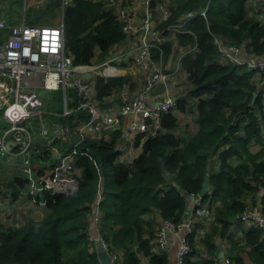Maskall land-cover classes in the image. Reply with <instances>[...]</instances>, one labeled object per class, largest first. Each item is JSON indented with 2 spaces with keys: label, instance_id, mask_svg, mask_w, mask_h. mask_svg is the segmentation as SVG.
<instances>
[{
  "label": "trees",
  "instance_id": "16d2710c",
  "mask_svg": "<svg viewBox=\"0 0 264 264\" xmlns=\"http://www.w3.org/2000/svg\"><path fill=\"white\" fill-rule=\"evenodd\" d=\"M105 1L71 0L64 5L63 0H39V8L25 20L29 24H51L62 12L64 42L73 61L100 62L125 36L114 5L108 6ZM12 2L8 0L0 8L8 23L18 19L11 10ZM162 2L151 0V6ZM252 3L253 0L168 1L170 15L165 24L183 20L190 10L194 12L183 24L188 31L176 32L174 38L183 45L180 49L195 45L181 58L191 86L177 98L176 108L183 112L188 99L195 97V104L189 106L198 112L197 129L176 133L179 120L175 111L169 110L160 118L158 134L141 144L140 135L135 138L138 153L127 162L117 160L123 152L121 146L116 148L121 137L119 129L108 138L80 142L73 159L78 170L75 188L44 190L45 214L39 220L28 218L6 226L0 220V264H99L94 243L87 239L89 214L98 197L101 230L110 246L123 252L124 264H137L141 255L154 264H167V252L152 249L156 223L153 213L180 219L187 210L188 194L198 193L206 175L210 188L201 203L212 208L213 218L209 230L199 238L200 245L195 240L197 230L188 235L190 249L184 254L183 264H215L220 250L230 259L228 264H246L245 260L264 264V232L236 219L246 197L253 201L258 195L264 212V78L256 70L222 59L214 42L217 36L240 44L247 52H264V6ZM178 43H164L163 54L167 56L171 47L176 54ZM159 53L153 50L154 57ZM135 84L129 74L96 76V98L106 101L105 96H116L125 85L131 89ZM52 91L55 99L47 101L44 115L72 129L73 116L59 114L63 105L61 90ZM67 93L69 106L81 99L75 87ZM81 118L87 115L79 113ZM5 125L8 124L0 111V128ZM33 125L35 131L38 122L34 120ZM255 145L258 148L253 150ZM5 158L0 155V167H7L2 162ZM44 172L39 170L40 174ZM27 182L19 169L9 178L0 177V195H9L15 201ZM4 186L7 190H3ZM202 225L203 222L196 224ZM136 245L140 253L135 251Z\"/></svg>",
  "mask_w": 264,
  "mask_h": 264
},
{
  "label": "built area",
  "instance_id": "2783aa9c",
  "mask_svg": "<svg viewBox=\"0 0 264 264\" xmlns=\"http://www.w3.org/2000/svg\"><path fill=\"white\" fill-rule=\"evenodd\" d=\"M70 1L63 0V3ZM168 1L163 0L154 7L151 0H106V5H114L125 36L113 45L108 57L91 63H75L67 52L62 12L51 24H29L24 16L27 0H23L19 22L8 23L0 11V111L8 124L5 129L0 128V155H6L12 164H19L28 180L24 189L33 199L40 196L39 201L45 204L44 190L53 192L73 188L71 182H75L74 175L78 172L73 164L74 154L83 140L108 138L112 131L119 129L121 137L116 147L121 146L123 152L117 160L127 162L138 153L134 146L135 138L140 135L138 143L141 144L158 134L160 118L169 110L175 111L179 120L176 133L191 126L197 129L198 112L189 106L195 104L196 98L188 99L183 112L176 108L177 98L185 95L191 86L186 70L181 67V58L195 45L180 49L183 45L174 38L176 32L187 30L183 24L194 12L190 10L183 20L165 24L170 15ZM2 2L6 4L8 0L0 1V8L5 5ZM253 5L264 6V0H253ZM172 41L178 43L177 53L173 54L171 47L165 56L162 45ZM214 42L222 59L256 70L257 75L264 78V52H247L240 44L225 42L217 36ZM154 49L160 51L158 57L153 56ZM121 64L127 65L128 69L133 66L135 70H121ZM124 72L139 73L136 87L130 90L129 85H125L117 96H105L107 102H100L94 89L96 76L117 77ZM85 73L89 74L85 76ZM158 82H163L164 88L153 93ZM70 87H75L81 95L73 106L67 103ZM57 89L61 90L63 97L59 114L73 116L72 129L61 121L46 123L44 113L48 110L43 108V92L40 90ZM120 99L124 100L119 102ZM79 113H85L87 118L79 119ZM34 120L38 122L39 131L32 137ZM10 140L15 144L8 148L6 145ZM94 163L97 167L96 161ZM40 169H45L44 174L39 173ZM187 197V210L180 219L155 213L152 249L165 251L169 256L171 239L173 236L178 238L171 264H183L184 254L190 249L188 235L197 230L195 240L200 245L199 238L209 230L213 218L212 208L201 203L198 193L190 192ZM257 197L253 201L246 197L236 219L264 232V212ZM4 200L0 195V204ZM98 202L99 197L89 214V221L94 224L96 232H88L87 239L91 243L99 242L109 252L113 264H124L123 252L112 248L101 230ZM200 221L204 225L196 226ZM215 259V264H219L220 259L223 264L230 262L225 254L217 255ZM137 264L154 263L140 256Z\"/></svg>",
  "mask_w": 264,
  "mask_h": 264
},
{
  "label": "crops",
  "instance_id": "0c3cea01",
  "mask_svg": "<svg viewBox=\"0 0 264 264\" xmlns=\"http://www.w3.org/2000/svg\"><path fill=\"white\" fill-rule=\"evenodd\" d=\"M253 5V3H252ZM181 118V116H180ZM189 129H191L192 131L196 129L195 126H191ZM258 148L257 145L252 146V149H256ZM9 158L6 156L5 159H3L2 161L6 164H10L11 162L8 160ZM8 164H6V166H8ZM7 171H9V174L5 173L4 176L2 177H11L13 172L11 170V168H9ZM11 172V173H10ZM5 187V186H4ZM4 190V189H3ZM7 190V189H5ZM2 196V195H1ZM3 197L5 198L4 201H2V203L0 204V220L3 221V224L6 226L8 224L14 223V222H20L23 221L25 219L28 218H32L34 220H39L40 218H42L45 214V206L44 204H42L39 199H41L40 196L35 197V199H33L32 195H29L26 192V189L22 190V194L20 195V197L15 200L12 201L10 200L9 195H3ZM155 213H153V215L155 216ZM152 214L148 215L151 216ZM88 232L90 233H95L96 232V228L94 226V224H91L87 229ZM177 236H173V238L171 239L170 245H169V260H168V264H171L172 259L175 255L176 252V247H177ZM142 256V255H141ZM246 264H252L249 263L247 260H245ZM219 264H223L222 260L220 259L218 261Z\"/></svg>",
  "mask_w": 264,
  "mask_h": 264
},
{
  "label": "rangeland",
  "instance_id": "374dc122",
  "mask_svg": "<svg viewBox=\"0 0 264 264\" xmlns=\"http://www.w3.org/2000/svg\"><path fill=\"white\" fill-rule=\"evenodd\" d=\"M22 2H23V0H14V2H12V4L10 5V6H12L11 7L12 8L11 10L12 11H15V13H16V15L18 17V19H16L14 22H19V20H20V18L22 16ZM38 3H39V0H27V3L26 4L29 5V7L27 8V10H25V13H24L25 19L28 17V15L31 12H33L34 10H36L37 8H39L40 4H38ZM2 4H5V2H2ZM92 62H96L95 59ZM120 66H121L122 69H126L127 71H129V70H135V67H133V66H132L131 69H128V67H126L127 65H125V64H121ZM125 74L131 75L132 76V80L135 81V83H136L135 86L130 89V90H133L136 87V85L138 84L139 73H137V72H134V73L124 72V74H122V75H125ZM40 91L43 92L42 93V95H43V108L44 109H48L47 101L50 100V99H52V98L55 99L56 93L54 91H52V90H47V91L40 90ZM46 123H50L49 122V119H47ZM7 126L8 125H5V126H2L1 128L2 129L3 128L5 129ZM37 131H39V128H35V131L33 130L32 137H34V136L37 135ZM127 144H129V142ZM6 164H8V163H6ZM9 168H11L12 172L13 171H16L17 169L20 170V167H19V164L18 163H15V164L10 163V164H8V166L6 168L0 167V177L4 176L5 173L9 174V171H7ZM75 186H76V183L74 181L71 182V187L75 188Z\"/></svg>",
  "mask_w": 264,
  "mask_h": 264
},
{
  "label": "water",
  "instance_id": "95a60500",
  "mask_svg": "<svg viewBox=\"0 0 264 264\" xmlns=\"http://www.w3.org/2000/svg\"><path fill=\"white\" fill-rule=\"evenodd\" d=\"M88 74L89 73H85V76H87ZM163 88H164V83L163 82H158L155 85V87H154L152 92L155 93L156 91H160ZM255 95H256V92L253 93L252 99L254 98ZM24 143H25V141L22 142V144H24ZM14 144H15V142L10 140V141H8L6 147L9 148L11 145H14ZM175 186L177 188L180 187V185L178 183H175ZM209 188H210L209 177H208V175H206L204 177L203 184H202L201 188L198 191V194L201 197L204 196L208 192ZM3 189L5 190V189H7V187H3ZM94 249H95L99 264H113L112 261H111V257H110L109 252L99 242L94 243ZM135 251L137 253H140V248H139L138 245L135 246ZM218 255L222 256L223 255V251L222 250L219 251Z\"/></svg>",
  "mask_w": 264,
  "mask_h": 264
},
{
  "label": "bare ground",
  "instance_id": "6f19581e",
  "mask_svg": "<svg viewBox=\"0 0 264 264\" xmlns=\"http://www.w3.org/2000/svg\"><path fill=\"white\" fill-rule=\"evenodd\" d=\"M121 70H123V69H121Z\"/></svg>",
  "mask_w": 264,
  "mask_h": 264
}]
</instances>
